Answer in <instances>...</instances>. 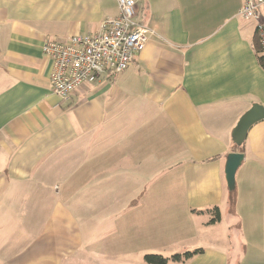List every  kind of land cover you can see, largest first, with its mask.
<instances>
[{
	"label": "crops",
	"instance_id": "crops-1",
	"mask_svg": "<svg viewBox=\"0 0 264 264\" xmlns=\"http://www.w3.org/2000/svg\"><path fill=\"white\" fill-rule=\"evenodd\" d=\"M244 0H138L155 30L117 79L62 101L47 40L118 16L117 0H0V264H264V106ZM242 152L229 191L227 157ZM234 201V204H233ZM221 220L210 224L207 210Z\"/></svg>",
	"mask_w": 264,
	"mask_h": 264
},
{
	"label": "built area",
	"instance_id": "built-area-1",
	"mask_svg": "<svg viewBox=\"0 0 264 264\" xmlns=\"http://www.w3.org/2000/svg\"><path fill=\"white\" fill-rule=\"evenodd\" d=\"M119 13L104 20L89 34L71 37L67 43L47 40L43 53L51 62L50 85L62 101L70 100L84 84L117 79L132 65L155 30L136 21L138 0H117ZM239 16L257 22L264 50V0H244Z\"/></svg>",
	"mask_w": 264,
	"mask_h": 264
},
{
	"label": "water",
	"instance_id": "water-1",
	"mask_svg": "<svg viewBox=\"0 0 264 264\" xmlns=\"http://www.w3.org/2000/svg\"><path fill=\"white\" fill-rule=\"evenodd\" d=\"M264 120V106L254 104L238 121L232 132V141L237 148L243 147L250 129ZM244 160L242 152H233L228 155L226 162V181L229 191H234L236 186V173Z\"/></svg>",
	"mask_w": 264,
	"mask_h": 264
},
{
	"label": "trees",
	"instance_id": "trees-1",
	"mask_svg": "<svg viewBox=\"0 0 264 264\" xmlns=\"http://www.w3.org/2000/svg\"><path fill=\"white\" fill-rule=\"evenodd\" d=\"M254 45L256 48L257 53L259 54V62L264 68V50L262 49L261 43H260V37L258 33L255 36ZM242 148V147H241ZM240 149V148H239ZM234 204V201H233ZM207 213L211 214L212 218L209 222L210 224H216L220 222L221 216L219 209L217 207L212 208L211 210H207ZM203 253V250H195L193 252H185L183 254H177L173 255L171 257H164L162 255L158 254H148L145 256L144 261L145 264H170V263H179L187 261L191 258H193L196 255H199Z\"/></svg>",
	"mask_w": 264,
	"mask_h": 264
}]
</instances>
